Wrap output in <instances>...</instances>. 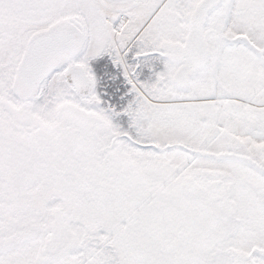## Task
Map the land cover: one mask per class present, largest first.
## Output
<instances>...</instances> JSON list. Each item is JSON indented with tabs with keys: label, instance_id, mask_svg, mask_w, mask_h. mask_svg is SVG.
<instances>
[{
	"label": "flooded vegetation",
	"instance_id": "flooded-vegetation-1",
	"mask_svg": "<svg viewBox=\"0 0 264 264\" xmlns=\"http://www.w3.org/2000/svg\"><path fill=\"white\" fill-rule=\"evenodd\" d=\"M202 1L0 0V264H264L263 14ZM62 22L81 50L18 100Z\"/></svg>",
	"mask_w": 264,
	"mask_h": 264
},
{
	"label": "water",
	"instance_id": "water-1",
	"mask_svg": "<svg viewBox=\"0 0 264 264\" xmlns=\"http://www.w3.org/2000/svg\"><path fill=\"white\" fill-rule=\"evenodd\" d=\"M223 1L203 0L194 14V22H200L203 18L206 20L213 11L221 7ZM83 42L84 36L80 35L68 22H62L52 28L36 33L31 38L17 72L13 87L14 96L20 101L31 100L43 82L49 78L60 64L79 53ZM200 60L201 62L204 60L203 68H205L208 62V53H200ZM203 68L200 70H203ZM146 222L152 223L150 221ZM153 228L155 229L154 224ZM137 260L142 262L144 258L141 257L140 259L137 254Z\"/></svg>",
	"mask_w": 264,
	"mask_h": 264
},
{
	"label": "rangeland",
	"instance_id": "rangeland-1",
	"mask_svg": "<svg viewBox=\"0 0 264 264\" xmlns=\"http://www.w3.org/2000/svg\"><path fill=\"white\" fill-rule=\"evenodd\" d=\"M46 6L42 7L41 10H45ZM231 12L233 15H236V14H241L239 17H236V18H233L232 22H233V25L236 23L239 24V21L241 19L242 16L246 15V14H253L254 12L259 15V14H263V19H264V0H259V3L257 4L255 2V0H232V5H231ZM256 20V19H255ZM44 23V22H43ZM42 22H40V25L43 24ZM246 23V27H242L241 29L242 30H247V31H251L254 33V35H258V37H256L257 39H259V32L258 34L254 31V26L256 24V21H254L252 18H247V20L245 21ZM263 24H264V21H263ZM262 29L264 30V25L262 26ZM253 30V31H252ZM261 31V30H259ZM228 71V70H227ZM227 71H226V74L225 76L228 77L227 79L224 80L225 84H226V87L228 88V90H230L232 93H240V86L237 84V86H233L232 84L235 82H238V78L236 77V75H227ZM254 140H247V143H249V146L250 144L254 146V143L252 144ZM256 141V140H255ZM258 141L260 143H262V148L259 147V145L257 146V149L261 150L263 149L264 150V134L262 137H260L258 139ZM257 142V141H256ZM255 142V143H256Z\"/></svg>",
	"mask_w": 264,
	"mask_h": 264
}]
</instances>
